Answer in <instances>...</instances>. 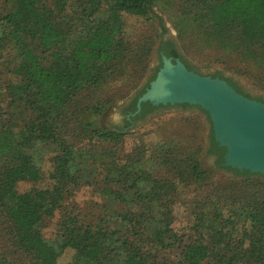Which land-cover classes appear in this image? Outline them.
Here are the masks:
<instances>
[{"label":"trees","instance_id":"16d2710c","mask_svg":"<svg viewBox=\"0 0 264 264\" xmlns=\"http://www.w3.org/2000/svg\"><path fill=\"white\" fill-rule=\"evenodd\" d=\"M155 1L4 0L8 9L0 16V49L15 52V79L7 110L0 112L5 116L0 125V210L12 220L19 245L35 264H59L69 248L75 253L67 264H166L159 259L162 248L181 249L177 264H264V173L220 165L234 177L196 203L194 238L185 242L173 227L168 203L179 185L206 184L211 178L195 150L179 156L165 142L151 152L139 148L121 157L114 145L126 133L95 122L84 125L89 137L114 144L102 154L77 149L67 138L81 116V99L96 98L89 104L100 115L110 103L99 97L102 85L121 75L137 80L145 74L154 43L132 46L123 13L147 15ZM178 1L180 37L232 57L264 91V0ZM211 138L210 152L224 162L227 149L218 147L213 129ZM50 148L54 188L21 191V182L42 178ZM99 168L101 223L85 224L71 212L56 238H46L45 219L59 209L71 185L91 184ZM161 168L176 178L155 177ZM24 233L36 243L28 245Z\"/></svg>","mask_w":264,"mask_h":264},{"label":"rangeland","instance_id":"374dc122","mask_svg":"<svg viewBox=\"0 0 264 264\" xmlns=\"http://www.w3.org/2000/svg\"><path fill=\"white\" fill-rule=\"evenodd\" d=\"M60 4V0H56ZM8 9L4 0H0V16ZM181 12V2L176 0L167 2L156 0L147 15L130 14L124 12L126 22V36L132 46H138L142 42L154 43L150 55L149 64L145 74L141 78L133 79L129 74L119 76L114 81L102 85L99 97L110 99L102 113L97 115L89 103H94L96 98L85 97L81 99V116L75 122L76 126L71 125L67 138L71 140L77 149L84 147L91 149L96 154H102L103 150H108L114 144L106 141H97L90 138V131H86L84 125L88 122H95L96 126L108 129H117L126 133L123 140L114 146L120 151V156L132 153L135 149L151 152L155 146L162 143H169L175 146L174 154L179 156L195 150L196 156L201 167L211 172L210 179L206 184L191 183L189 185H179L178 191L172 196L168 203L171 212L173 227L177 233L187 241L194 238L191 225L194 219L196 203H201L204 198L209 197L210 192L215 188H220L227 183L229 178H233L232 172L215 165L214 158L208 154V144L211 137L212 126L208 116L198 108L182 109L176 106L162 107L153 115L145 120L136 122L134 125L126 119V110L130 101L141 90L146 83L153 68L157 65V49L160 42L164 39L172 38L176 41L181 54L192 65L197 67L200 72L214 73L221 72L227 77L233 78L246 91L253 95L264 97V91L257 87L253 80L246 77L239 69L242 67L238 61L217 49H200L195 41L189 37L182 38L175 26V18ZM251 11H245L246 16H251ZM15 52L11 48L0 49V112L7 110L8 101L11 98L10 84L15 77L12 74L14 67ZM134 67H132L133 69ZM5 116L0 114L1 119ZM73 126V127H72ZM50 148L42 162V178L35 181H23L19 184L21 191L31 188H50L53 189L55 181L50 173L54 169L52 157L54 153ZM60 169V168H59ZM61 166L60 172L65 173ZM93 174L94 179L91 184L82 182L79 186H70V192L66 193L61 206L53 216L46 218L42 227L46 238L54 239L61 230V223L69 213L78 214L81 222L92 226L99 225L105 213L103 207V192L101 188L102 169ZM171 170V169H170ZM173 173L168 168H161L155 171V177H167L174 180ZM92 181V180H91ZM24 238L29 244H35L30 234L24 233ZM75 251L67 249L59 258V264H67L73 258ZM181 249L162 248L159 259L166 264H177L180 259ZM0 259L11 264H35L34 259L19 245L13 223L5 211L0 210ZM202 264H213L211 261H204Z\"/></svg>","mask_w":264,"mask_h":264},{"label":"water","instance_id":"95a60500","mask_svg":"<svg viewBox=\"0 0 264 264\" xmlns=\"http://www.w3.org/2000/svg\"><path fill=\"white\" fill-rule=\"evenodd\" d=\"M169 76L175 85L174 94L163 96L159 91L165 88ZM148 100L200 106L210 116L215 140L227 149L224 165L264 173V102L238 92L225 79L190 70L180 59L173 62L166 56L139 105Z\"/></svg>","mask_w":264,"mask_h":264},{"label":"flooded vegetation","instance_id":"af4514ba","mask_svg":"<svg viewBox=\"0 0 264 264\" xmlns=\"http://www.w3.org/2000/svg\"><path fill=\"white\" fill-rule=\"evenodd\" d=\"M171 42L173 43V46L171 45ZM163 56L171 58L173 60V62H175L177 59H180L186 65V67L189 68L190 70H194L198 73L206 75L205 73L200 72L197 67L192 65L187 59H185L183 57V55L181 54V51L179 49V46L174 39L168 38V39L162 40L158 46V49H157V59H158L157 65L153 68V70H152L151 74L149 75L144 86L134 96V98L130 101V103L128 105V108L126 110L127 121L131 122V124L134 125L136 122L138 123L140 121H143L147 117L153 115L156 111H158L159 109H161L164 106L165 107L176 106V107H180L182 109L192 108V107L198 108L201 112H204L208 116V118L210 119L208 112L206 113L200 106L191 105L188 103H178L176 105H171V104L164 105V104H154L152 101L148 100V101L141 102L139 105L140 97L150 87L151 82L156 78L159 70L163 66ZM207 75H211L213 77H219V78L225 79L238 92H240V93H242V94H244L250 98H253L255 100L264 102V97L251 94L250 92L246 91L242 86H240V84L237 81H235L233 78L227 77L219 71L214 72V73H208ZM229 79H231V81H229ZM134 101H136V104H135L136 108L135 109L133 107ZM210 121H211V119H210ZM210 123L212 126V122H210ZM212 129H213V126H212ZM211 146H212V138L210 137L209 144H208V154L214 158L215 165H217V166L224 165L225 161L224 162L219 161L220 155L217 152H210ZM218 147H220V145H218ZM224 157H225V154H224Z\"/></svg>","mask_w":264,"mask_h":264},{"label":"bare ground","instance_id":"6f19581e","mask_svg":"<svg viewBox=\"0 0 264 264\" xmlns=\"http://www.w3.org/2000/svg\"><path fill=\"white\" fill-rule=\"evenodd\" d=\"M173 87H175V85L173 84V78L172 77H168L165 81V88L162 89L161 91H159L160 94H162L163 96H166V95H173L174 94V91H173ZM170 89H172V91H170ZM158 93V92H157ZM158 93V94H159ZM159 94V95H160ZM161 95V96H162Z\"/></svg>","mask_w":264,"mask_h":264}]
</instances>
